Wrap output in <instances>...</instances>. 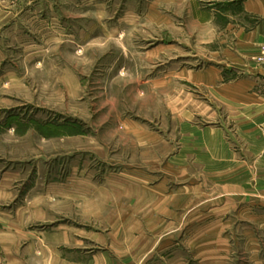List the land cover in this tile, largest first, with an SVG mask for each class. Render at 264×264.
I'll return each mask as SVG.
<instances>
[{
    "label": "rangeland",
    "instance_id": "374dc122",
    "mask_svg": "<svg viewBox=\"0 0 264 264\" xmlns=\"http://www.w3.org/2000/svg\"><path fill=\"white\" fill-rule=\"evenodd\" d=\"M148 3L0 0V213L26 220L34 203L80 226L65 190L116 181L131 168L154 171L160 153L175 149V87L160 93L152 79L177 65L149 55L161 34ZM131 122L167 143L138 144ZM182 213L180 224L179 213L166 218L152 209L151 252L143 257L144 241H137L135 256L119 263L247 264L238 227L209 224L206 209Z\"/></svg>",
    "mask_w": 264,
    "mask_h": 264
},
{
    "label": "crops",
    "instance_id": "0c3cea01",
    "mask_svg": "<svg viewBox=\"0 0 264 264\" xmlns=\"http://www.w3.org/2000/svg\"><path fill=\"white\" fill-rule=\"evenodd\" d=\"M146 14L161 34L149 55L177 65L152 79L160 93L175 87V149L160 153L154 171L131 168L116 181L65 190L80 226L34 203L26 220L0 213V264H120L137 241L145 257L152 209L166 218L179 213L183 224L184 208L208 210L209 224L238 227L245 262L264 264V63L255 61L264 44V0H150ZM189 57L203 63L188 67ZM130 124L138 144L167 143ZM40 222L46 231L25 233Z\"/></svg>",
    "mask_w": 264,
    "mask_h": 264
},
{
    "label": "built area",
    "instance_id": "2783aa9c",
    "mask_svg": "<svg viewBox=\"0 0 264 264\" xmlns=\"http://www.w3.org/2000/svg\"><path fill=\"white\" fill-rule=\"evenodd\" d=\"M255 61L257 63H264V44L259 48V54L256 56Z\"/></svg>",
    "mask_w": 264,
    "mask_h": 264
}]
</instances>
